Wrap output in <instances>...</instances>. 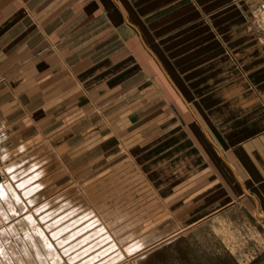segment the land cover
Listing matches in <instances>:
<instances>
[{
  "label": "rangeland",
  "instance_id": "obj_1",
  "mask_svg": "<svg viewBox=\"0 0 264 264\" xmlns=\"http://www.w3.org/2000/svg\"><path fill=\"white\" fill-rule=\"evenodd\" d=\"M118 45L98 44L91 70L69 74L71 90L53 97L46 80L44 121L1 154L0 173L15 165L16 180L3 176L23 200H0L7 212L16 201L23 210L0 217V264H42L40 256L49 264H264V214L166 110L141 60L106 57ZM12 223L19 234H3Z\"/></svg>",
  "mask_w": 264,
  "mask_h": 264
},
{
  "label": "crops",
  "instance_id": "obj_2",
  "mask_svg": "<svg viewBox=\"0 0 264 264\" xmlns=\"http://www.w3.org/2000/svg\"><path fill=\"white\" fill-rule=\"evenodd\" d=\"M254 3L264 0H0V26L20 27L0 31V156L28 140L31 122L38 129L44 121L47 81L53 97L71 90V72L91 70L98 44L122 43L106 57L141 60L166 110L264 214V33L248 27ZM4 173L0 184L12 188L0 197L22 201ZM19 201L7 212L0 200V217H20ZM2 230L19 234L14 223Z\"/></svg>",
  "mask_w": 264,
  "mask_h": 264
},
{
  "label": "built area",
  "instance_id": "obj_3",
  "mask_svg": "<svg viewBox=\"0 0 264 264\" xmlns=\"http://www.w3.org/2000/svg\"><path fill=\"white\" fill-rule=\"evenodd\" d=\"M253 29L258 33H264V5H260L253 15Z\"/></svg>",
  "mask_w": 264,
  "mask_h": 264
},
{
  "label": "bare ground",
  "instance_id": "obj_4",
  "mask_svg": "<svg viewBox=\"0 0 264 264\" xmlns=\"http://www.w3.org/2000/svg\"><path fill=\"white\" fill-rule=\"evenodd\" d=\"M1 175V174H0ZM2 176V175H1ZM2 180H3V177H2ZM1 180V181H2ZM0 181V182H1ZM2 185H4V183L2 184ZM0 186H1V184H0ZM6 187V186H5ZM37 212H39V210H37ZM27 220L30 222V223H32V224H34L35 225V227H37L38 226V219H37V217L34 215V214H28L27 215ZM58 223H59V221H58ZM57 224V223H56ZM60 234V233H59ZM48 240H49V238H48ZM89 249V248H88ZM105 253V252H104ZM99 255V254H98ZM101 255V254H100ZM99 255V256H100ZM78 256V255H77ZM40 259L42 260V264H49V261L45 258V257H43V256H40ZM86 263V262H85ZM84 263V264H85ZM103 264H109V263H103Z\"/></svg>",
  "mask_w": 264,
  "mask_h": 264
},
{
  "label": "water",
  "instance_id": "obj_5",
  "mask_svg": "<svg viewBox=\"0 0 264 264\" xmlns=\"http://www.w3.org/2000/svg\"><path fill=\"white\" fill-rule=\"evenodd\" d=\"M2 180V176L0 175V181Z\"/></svg>",
  "mask_w": 264,
  "mask_h": 264
}]
</instances>
